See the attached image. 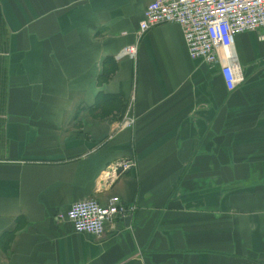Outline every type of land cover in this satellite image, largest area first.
<instances>
[{
	"label": "crops",
	"instance_id": "crops-1",
	"mask_svg": "<svg viewBox=\"0 0 264 264\" xmlns=\"http://www.w3.org/2000/svg\"><path fill=\"white\" fill-rule=\"evenodd\" d=\"M152 1L0 0V264H264V42L229 92ZM113 196L100 238L60 218Z\"/></svg>",
	"mask_w": 264,
	"mask_h": 264
},
{
	"label": "built area",
	"instance_id": "built-area-1",
	"mask_svg": "<svg viewBox=\"0 0 264 264\" xmlns=\"http://www.w3.org/2000/svg\"><path fill=\"white\" fill-rule=\"evenodd\" d=\"M165 23L179 26L192 60L219 67L225 89L231 92L244 82L243 70L233 49L235 37L254 32L264 42V0H153L144 9L138 25L139 35ZM135 55V46H128L119 57L133 59ZM135 122L133 98H130L119 129H131ZM132 210L113 196L105 205L96 200L76 202L60 218L75 233L100 238L106 225L116 217L126 218Z\"/></svg>",
	"mask_w": 264,
	"mask_h": 264
},
{
	"label": "water",
	"instance_id": "water-1",
	"mask_svg": "<svg viewBox=\"0 0 264 264\" xmlns=\"http://www.w3.org/2000/svg\"><path fill=\"white\" fill-rule=\"evenodd\" d=\"M128 163L129 162L125 161L122 164H120L119 166H117L115 169V176H119L120 174H122L124 171V165L128 164Z\"/></svg>",
	"mask_w": 264,
	"mask_h": 264
},
{
	"label": "rangeland",
	"instance_id": "rangeland-1",
	"mask_svg": "<svg viewBox=\"0 0 264 264\" xmlns=\"http://www.w3.org/2000/svg\"><path fill=\"white\" fill-rule=\"evenodd\" d=\"M256 35V34H255Z\"/></svg>",
	"mask_w": 264,
	"mask_h": 264
}]
</instances>
